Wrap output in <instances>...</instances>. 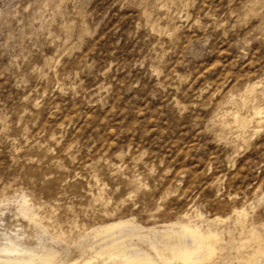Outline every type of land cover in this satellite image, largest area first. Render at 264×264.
Here are the masks:
<instances>
[{
	"label": "rangeland",
	"instance_id": "obj_1",
	"mask_svg": "<svg viewBox=\"0 0 264 264\" xmlns=\"http://www.w3.org/2000/svg\"><path fill=\"white\" fill-rule=\"evenodd\" d=\"M241 213L264 230V0H0V249L102 264L95 229L192 222L241 264Z\"/></svg>",
	"mask_w": 264,
	"mask_h": 264
},
{
	"label": "bare ground",
	"instance_id": "obj_2",
	"mask_svg": "<svg viewBox=\"0 0 264 264\" xmlns=\"http://www.w3.org/2000/svg\"><path fill=\"white\" fill-rule=\"evenodd\" d=\"M254 87H252V91H254ZM247 119L248 118H238L243 127L247 125ZM236 217V220L241 225V232L244 233V235L241 234L242 237L246 235V240L250 241V244L248 241L249 245L240 241L242 243H239V245H241V247L239 246L241 251L238 250V252L241 253L238 254V256L240 255V261L238 263L264 264V230L259 231L252 227L247 228L245 224L247 218L243 213ZM132 227L130 226V222L115 221L102 228L100 227V229H95L96 231L93 235L99 238L101 244L94 248V252L95 256L102 260V264H212L219 258V251L225 248H223L224 240H222L219 231L209 226L207 229H203L201 226H197L192 222L179 223L177 227H167L159 231H147V233L143 230L141 231L144 233H140L139 230ZM136 237L146 241L147 248H142L140 245V247L132 248L133 244H130V241H133ZM127 242H129V244ZM134 246H136V244ZM16 249L9 245L3 246L0 249V253L6 255L5 258H7L6 262H8V264L9 262L18 264H22V262L23 264L55 263L56 254L54 255V252L50 253L51 251H49V253L46 252L42 255L32 254L31 252V254L25 255L26 253L24 252L25 254L23 253L22 255L21 251L19 252ZM15 252H19L20 254ZM13 253L18 255H13ZM223 256L221 255V257ZM91 262H84L82 264H91Z\"/></svg>",
	"mask_w": 264,
	"mask_h": 264
}]
</instances>
